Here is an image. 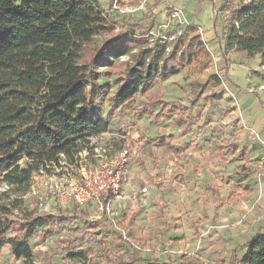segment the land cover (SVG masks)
Wrapping results in <instances>:
<instances>
[{
  "label": "rangeland",
  "instance_id": "obj_1",
  "mask_svg": "<svg viewBox=\"0 0 264 264\" xmlns=\"http://www.w3.org/2000/svg\"><path fill=\"white\" fill-rule=\"evenodd\" d=\"M224 1L113 0L111 7L107 1L106 9L121 22L141 17L146 35L135 34L143 41V48L167 42L171 51L170 43L176 38L186 41L185 31L190 25L199 29L203 41L208 40L211 19L210 14L206 18V13L210 4L216 7L218 15L214 34L218 40L223 39L229 21V12L221 10ZM126 25L124 21L123 27H118L128 33ZM106 57L111 61H127L130 55L113 50ZM206 66L207 69L195 64L183 67L179 74L163 83L143 87L134 100L119 109L115 97L122 88L120 76L99 79L104 114L114 110V117L119 120L117 126L123 127L130 141L140 148V165L156 179V191L143 201H134L137 208L127 226L128 235L143 245L152 239L160 250L157 256L164 254L161 258L164 263L230 264L233 254L241 259L245 252L235 249L236 246L249 242L258 230H264V161L255 156L256 141L252 133L238 121L229 81L224 79L214 60ZM98 69L104 71L105 67L101 63ZM213 74L217 79H210ZM203 87H206L203 98L186 112L185 107L199 96ZM156 98L170 103L163 119H154L160 111V105L153 104ZM172 103L177 105L172 107ZM159 137L173 139L181 152L172 154L161 148L155 142ZM30 163L27 159L20 161L22 168ZM33 168L30 186L10 187L0 181V196L5 194L4 201L21 200L13 219L20 212H35L43 219L51 217V224L38 228L30 241L38 253L39 264H107L108 251L103 253L106 248L100 245H108L111 240L96 243L91 234L81 230L88 221L87 213L58 210L51 200L39 210L36 195L43 197L44 202L45 198L49 199L45 183L51 170L40 163L33 164ZM63 217L75 219L59 225ZM67 223L73 227L65 228ZM82 249H93L94 255L87 254V261L78 263L67 259L73 251ZM0 264L23 263L12 258L6 248Z\"/></svg>",
  "mask_w": 264,
  "mask_h": 264
},
{
  "label": "trees",
  "instance_id": "obj_2",
  "mask_svg": "<svg viewBox=\"0 0 264 264\" xmlns=\"http://www.w3.org/2000/svg\"><path fill=\"white\" fill-rule=\"evenodd\" d=\"M221 10L229 12L220 39L224 56L245 53L249 58L259 56L264 64V0H225ZM217 16L214 7V31ZM124 21L128 33L117 31L120 20L103 9L99 0H0V181L10 187L30 186L33 164L48 169L63 158L73 163L81 152L91 150L89 138L109 131L114 117V110L107 115L103 112L99 79L120 76L122 88L115 97L119 109L143 87L162 83L183 67L207 68L212 62L194 25L186 28L185 42L178 37L167 51V44L143 48L135 32L143 37L147 30L139 19ZM113 50L124 51L129 60L111 61L106 56ZM101 63L104 71L98 69ZM153 104L161 105L154 119H163L170 103L156 98ZM184 110L188 112L190 107ZM155 142L168 152H180L173 139L159 137ZM23 159L31 162L25 168L20 165ZM4 199L5 194L0 196V257L8 248L16 261L39 264L30 241L38 228L51 224V217L20 212L13 219L21 200ZM71 219L75 218L63 217L58 224ZM123 241L118 235L110 244L116 247ZM240 249L245 255L240 259L233 254L230 264H264L261 232ZM92 250L73 251L67 259L87 261V254L94 255ZM105 261L130 264L124 257ZM131 261L171 264L144 261L136 254Z\"/></svg>",
  "mask_w": 264,
  "mask_h": 264
},
{
  "label": "built area",
  "instance_id": "obj_3",
  "mask_svg": "<svg viewBox=\"0 0 264 264\" xmlns=\"http://www.w3.org/2000/svg\"><path fill=\"white\" fill-rule=\"evenodd\" d=\"M128 136L123 127H117L90 137L91 150L81 152L73 163L66 162L63 156L64 163L63 160L51 163L48 166L51 171L45 183L49 199L45 198L44 202L43 197L36 195L37 206L41 211L46 202L51 200L58 210L76 209L87 213L88 221L82 225L81 230L91 234L96 243L107 242L120 235L124 240L120 247H113L110 243L100 245L106 248L102 251H108V256L113 255L114 249L126 247L134 254L146 257L156 255L160 250L154 243L143 245L135 242L128 235V228L121 214L124 202L130 203L131 210L134 211L137 208L134 207V201H143L151 187L149 178L144 175V169L140 165V148ZM118 140L122 141L121 148L115 146ZM139 182L143 185L139 186ZM127 188L133 189L131 194L126 193ZM123 224L124 227L121 226ZM72 227L73 224L70 226L67 223L65 228Z\"/></svg>",
  "mask_w": 264,
  "mask_h": 264
},
{
  "label": "crops",
  "instance_id": "obj_4",
  "mask_svg": "<svg viewBox=\"0 0 264 264\" xmlns=\"http://www.w3.org/2000/svg\"><path fill=\"white\" fill-rule=\"evenodd\" d=\"M104 1L105 2H102V0H99L102 8L107 11V9H106L108 7L107 1L108 2L110 1L109 7H111L113 4V0H104ZM214 7L215 6H213V4H210V7H208V11L206 13V18L209 19V14H210L211 20H210V23H209L208 29H207V31H208L207 39L208 40L204 41V43L207 47L208 52L211 55V61L214 60L218 64V69H219V71H221V73H223L224 79L229 81V83H228L229 93L233 96V98L237 104V108H238L237 113H238L239 118H240V119H238V121L240 120V122L248 129V131L250 133H252V135L256 141V145H255L256 147L254 149L255 156H260L261 160L264 161V64H262V61H261L259 56H256L254 58H249L245 53L231 52L227 56H224L223 50H222L223 40H221V41L218 40L217 36L214 34V32H215L214 31ZM108 11H109V9H108ZM110 14H113V13L110 12ZM137 16H139V15H137ZM143 18H144V16H143ZM132 19H135V20L139 19L140 24L143 21V20L141 21V17H136V18H132ZM133 24H135L134 21L131 22V25H133ZM119 25L121 28V26L123 25V22L120 21L118 26ZM118 26H117V31H120L121 29ZM126 27L127 26H125V28ZM210 30H213V32ZM210 33H212L213 35H210ZM205 69H207V68H205ZM168 79H166V80H168ZM205 91H206V87H205V90L202 89L201 93H199V96H197L193 100V101H196V99L198 98V100L195 102L194 106H191V102H190V104L187 106V107H190V110L192 108L196 107V105L201 100V98H203L202 96H203ZM160 100L165 102V103L168 102L166 100H162V99H160ZM156 105H160V104H156ZM178 106H180V105H178ZM160 111H161V105H160ZM112 124H114V125H112ZM118 124H119V120L117 119V116H116L111 120L109 130H114L115 128L118 127L117 126ZM121 144H122V141L118 140V141H116L115 146L117 147L119 145V147H117V148H120ZM169 153H171V152H169ZM179 153H172V154H179ZM142 168L144 169V175L149 178V182H150V186H151L150 187V193L147 195V197H148V196H151V194L156 191V189L154 187L156 179L153 177L152 174L147 172V170L144 166H142ZM138 185L142 186L143 184L139 182ZM137 189H138V186H137ZM132 191H133V189H131V188L126 189L127 194H131ZM121 209H122L121 214H123L122 216L125 219V224L128 226V224L131 222V220L133 218V215L135 214V210L132 211L130 203H127V202H124L122 204ZM258 232H261L262 234H264L263 229L258 230L255 234H257ZM253 236H252V238H253ZM131 238L133 239V237H131ZM150 240L153 243L152 239H150ZM150 240H147L148 242L147 241L146 242L149 243ZM242 245H240V246H242ZM240 246L237 245L235 249H237V248L240 249ZM125 248L126 247H124L122 249H119V248L114 249L113 255L109 256L108 258L110 260H114L118 257H124L125 261L129 262L130 264H140L141 261H136V262L131 261V257H133V255H135V254L131 250H129L128 248H126V249ZM128 250L130 251V253L127 252ZM163 255L164 254H161V257H158L157 254L156 255H152V254L147 255L146 257H142L139 255L138 256H139V258H141V260H144V261L151 260L153 262L159 261L161 263H164L161 260ZM244 255H245V252H244L243 256Z\"/></svg>",
  "mask_w": 264,
  "mask_h": 264
}]
</instances>
